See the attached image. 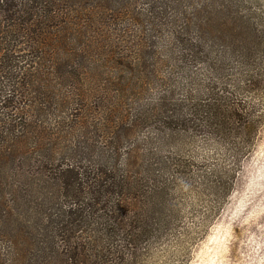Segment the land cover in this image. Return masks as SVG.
<instances>
[{
    "label": "trees",
    "instance_id": "obj_1",
    "mask_svg": "<svg viewBox=\"0 0 264 264\" xmlns=\"http://www.w3.org/2000/svg\"><path fill=\"white\" fill-rule=\"evenodd\" d=\"M222 1L213 16L207 6L192 13L200 23L191 59L203 68H186L191 75L180 92L165 91L157 104L128 115L130 104L116 131L102 126L92 136L79 104L69 111L74 96L64 86L74 76L82 90L92 59H114L104 30L130 15V5L0 0V264H136L117 247L124 241L136 250L177 222L180 176L193 185L199 138L230 155L249 152L264 123V10L249 0ZM182 3L160 0L153 12ZM87 33L100 36L83 42ZM123 34L120 41L128 28ZM144 43L132 50L119 43V66L139 72ZM122 80L123 91L131 88L117 99L139 102L136 88L147 82ZM209 170L204 177L216 190L221 174Z\"/></svg>",
    "mask_w": 264,
    "mask_h": 264
},
{
    "label": "rangeland",
    "instance_id": "obj_2",
    "mask_svg": "<svg viewBox=\"0 0 264 264\" xmlns=\"http://www.w3.org/2000/svg\"><path fill=\"white\" fill-rule=\"evenodd\" d=\"M182 1L181 7L171 6L155 13L154 5L160 0H125L130 5V15L122 16L115 22L109 21L104 30L105 48L110 50L109 56L114 59H106L105 53L92 59L94 64L89 63L88 80L80 91L74 76L68 80L64 92H70L74 97L68 99L67 106L69 111L74 112L78 103L82 113L88 114L90 128L87 131L90 135L94 132L101 134L98 128L102 126H107L105 131H116L130 104L134 106L128 115L135 112L134 108L155 105L168 90L180 92L191 75L186 68H195V65L203 68L201 63L195 64L191 59L194 52L190 42L197 39L195 23H200L192 13L196 8L201 10L207 6L213 16L214 11L220 10L223 1ZM249 1L253 10H264V0ZM185 13L188 20H192L190 33ZM85 23L84 19L80 21L82 25ZM126 28L129 35L120 41L118 36L125 35L123 30ZM108 31L112 34H108ZM118 32L121 34L116 35ZM86 35L82 37L83 42L89 38L90 43L100 36L92 33ZM141 40L145 43L138 57L137 63L142 66L139 72L119 66L118 44L130 43L132 50ZM183 54L188 57L184 65L181 62ZM131 67L138 68L132 61ZM183 67L185 71L180 69ZM122 79L141 86L144 81L147 82L145 87L143 85L145 90L139 91L138 86L136 88L139 102L136 98L127 102L117 99L119 94L123 100V94L131 88L123 91ZM110 108L114 113H105L104 110ZM153 131L150 129L148 132ZM252 140V144L246 148L248 153L243 154L241 150L239 155H230L219 142L199 138L196 144L198 160L192 167L196 171L191 180L193 185L186 187V183H189L186 175L180 176V184L185 189L178 195L180 203H177V209L172 211L177 222L168 231L145 239L136 250H131L124 241L117 248L131 257L136 256L133 258L136 264H264V123L257 128ZM207 167L211 168L209 174L213 171L221 174L220 183L214 188L216 190L211 189L212 179L204 177V171L209 169ZM127 238L129 240L131 235Z\"/></svg>",
    "mask_w": 264,
    "mask_h": 264
}]
</instances>
